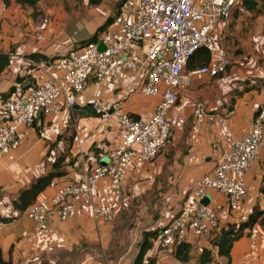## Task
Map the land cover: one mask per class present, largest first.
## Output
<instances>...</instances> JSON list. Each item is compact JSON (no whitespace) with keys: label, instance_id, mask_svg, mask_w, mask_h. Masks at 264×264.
Instances as JSON below:
<instances>
[{"label":"crops","instance_id":"obj_1","mask_svg":"<svg viewBox=\"0 0 264 264\" xmlns=\"http://www.w3.org/2000/svg\"><path fill=\"white\" fill-rule=\"evenodd\" d=\"M42 9L44 17L40 20L31 7L14 0L5 6L0 0V53L8 54L10 58L9 65L0 72V92H6L13 85L16 90L26 85L27 81L19 83L16 79L26 75L28 65L25 58L29 54L51 57L64 53L76 43L88 39L107 19L106 16H96L92 31L87 32V13L77 18L62 15L59 22L52 9ZM106 15L112 16L110 10ZM120 15L121 12L107 27L118 29ZM216 34L229 59L225 72L216 77L189 75L187 84L177 88V105L170 111L171 137L154 160L130 169L124 183V198L146 196V192L154 190V205L158 209L162 191L176 189L177 200L184 202L190 199L188 187L212 170L221 149L229 142L224 130L216 123H196L194 102L200 101L209 111L224 115L227 127L235 135L246 132L256 109L264 103V10L262 13L249 11L240 3L231 18L216 27ZM190 69L193 68H186V71ZM59 102L62 105L64 100ZM94 102L108 105L111 112H128L138 117L147 116L154 110L156 98L127 94L120 82L89 81L72 108L59 115L41 116L32 126L19 127L16 141L3 155L0 170V215L14 217L11 222L0 224L3 259L10 255L17 264H90L100 259L102 243L106 234H110L112 222L95 223L88 208L81 206L76 217L66 222L51 218L44 229L36 233L24 212L12 206V200L19 192L51 171L59 158L63 164L59 170L64 174L53 178L37 198L50 195L65 180L81 179L86 167L100 163L104 158L108 161L119 127L113 118L103 120L95 114L91 107ZM71 124L75 138L65 151L64 140L56 137L64 134ZM77 140L82 142L81 147L77 146ZM263 186L264 130L257 159L246 173L247 194L243 202L235 210H230L226 196L209 191L204 197L218 216L219 231L228 223L247 220L255 207L264 209ZM103 187L104 183L100 191L104 190ZM162 224L156 217L147 230L155 231ZM219 231L212 238L204 239L193 237L183 227L172 246L166 249H159L157 239L150 237L144 261L199 264L202 250L211 249ZM181 242L189 245L186 262L175 257V248ZM137 251L131 258L118 253L116 260L111 261L113 264H133ZM216 258L218 264H264V231L255 249H250L245 230L243 236L232 243L229 257L216 255Z\"/></svg>","mask_w":264,"mask_h":264},{"label":"built area","instance_id":"obj_2","mask_svg":"<svg viewBox=\"0 0 264 264\" xmlns=\"http://www.w3.org/2000/svg\"><path fill=\"white\" fill-rule=\"evenodd\" d=\"M240 1L137 0L121 16L118 29L106 27L95 40L71 47L51 60L25 58L26 87L0 99V170L18 128L72 108L89 81L120 82L127 94L137 91L157 98L154 110L138 117L111 112L106 104H92L101 119L113 118L119 127L108 162L86 167L81 179L65 180L50 195L36 198L24 211L34 232H41L51 218L66 222L76 217L81 206L88 208L95 223L112 221L130 169L154 160L171 137L170 111L177 105V88L187 84L189 75L216 77L225 72L229 59L216 27L231 18ZM99 43L103 50L98 49ZM200 48L208 51L209 62L186 71L188 60ZM193 107L196 123H216L229 144L221 149L212 170L188 187L189 200L179 202L176 189L163 193L158 209L163 223L156 237L159 249L171 247L183 227L195 238L210 239L219 231L218 216L203 203L204 197L209 191L222 194L229 209L235 210L246 197V173L257 159L262 141L264 103L240 135L229 130L224 115L209 111L200 101ZM76 144L81 147L82 142ZM102 183L104 190L100 191ZM246 232L250 249H255L261 226L255 223ZM99 257L90 264H113L104 252Z\"/></svg>","mask_w":264,"mask_h":264},{"label":"trees","instance_id":"obj_3","mask_svg":"<svg viewBox=\"0 0 264 264\" xmlns=\"http://www.w3.org/2000/svg\"><path fill=\"white\" fill-rule=\"evenodd\" d=\"M2 1L4 5L7 6L11 0H2ZM14 1L17 4L31 7L34 13L39 0H14ZM102 1L103 0H88V3L90 5L96 6L99 5ZM126 1L127 0H121L120 1L121 6ZM240 3L245 9L249 11L260 12L264 9V0H241ZM118 15L119 14H117V16ZM116 18L114 17V15L107 17L105 22L96 30L95 33H93L88 39L76 43L74 47H78L79 45H82L88 41L95 40L97 33L105 29L107 26L111 25ZM56 56L57 55L47 57L45 55H40L39 53H32L28 55V57L30 58L36 60L43 59L44 61L54 59ZM9 62H10L9 55L0 53V72L9 65ZM208 62H209L208 51L204 48H200L193 54V56L190 57V59L186 64V68H194L196 66L207 64ZM16 80L19 83H22L23 81H27V75L17 77ZM26 85L24 84V86H21L20 89H24ZM16 91H17L16 87L13 85L9 87V89L6 92H0V99H6L10 97L12 94H14ZM56 138L58 140L60 139L64 140L65 151H66L75 138V130L74 128L69 129L68 126L66 128L65 133L62 135H58ZM52 167L53 168L51 171L36 178L27 188L21 190L18 196L14 200H12V206L15 210L19 212H24L25 209L36 200L37 196L51 184L53 178L64 174L63 171L59 170L58 161H55ZM262 191L264 192V186L262 187ZM263 213H264V209H259L255 207L253 211L249 214L247 220L240 223H228L225 227L220 229L217 237L215 238V242L217 246V255L229 257V251L232 243L235 240L242 237L245 230H247L253 224L258 223L261 226L262 230L264 231V216H262ZM13 219L14 217L12 216L0 215V224L11 222ZM159 232H160V228L155 231L145 232L143 240L141 241L137 254L134 258L133 264H155V261L153 259H148L147 261H144V254L147 248L149 247V241H148L149 238L150 237L156 238L159 235ZM188 251H189V245L187 243L181 242L175 248V257L177 258V260L181 262H186L189 259ZM212 262H213V253L211 249H206V248L203 249L199 257V264H212ZM0 264H17V263H15L11 259L10 255L9 258L3 259L0 254Z\"/></svg>","mask_w":264,"mask_h":264},{"label":"rangeland","instance_id":"obj_4","mask_svg":"<svg viewBox=\"0 0 264 264\" xmlns=\"http://www.w3.org/2000/svg\"><path fill=\"white\" fill-rule=\"evenodd\" d=\"M120 1L121 0H103L99 5L93 6L88 3V0H39L35 8L36 11L34 13H36L35 15L39 16L37 18L41 20V18L44 17V10L42 8L46 7L52 9L53 16L59 17V19H57L59 20V22L62 21L60 18V16L62 15H67L71 18H77L81 14L87 13V15L89 16V23L87 24L85 31L91 32L92 28L95 25L94 18L96 16L101 18L104 16L108 17L106 13L110 10L111 15H114V17L116 18L117 14H120L121 12V15L117 19L118 22H120L121 16L128 10V8H131V5L133 3L136 2V0H127L126 5L123 4L121 6ZM263 10L256 13H262ZM33 18L34 20L36 19V17ZM100 32L101 31L97 33L96 37L100 35ZM130 93L142 95L137 91H131ZM72 128L73 125L71 124L69 126V129ZM57 161L59 168H61V166L63 165L61 163L62 159L59 158L57 159ZM102 162H106V159H102L101 163ZM159 190L162 191L161 189ZM168 190L169 189H167L166 191ZM166 191L162 192L164 193ZM155 193L156 192H154L153 190L146 192V196H144V194H141L139 196L137 195L129 199H126L124 197L122 198L121 205L116 211L115 216L111 221L113 225L110 229V234H106V237L102 243L103 252L110 260H116V255H118V253L124 254L126 258H131L134 253L138 250L140 243L143 240L145 232H148L147 228L153 223L155 218L158 217L159 208L157 209L155 207V201L153 199V194ZM216 247V242H212L211 251L215 250L214 252L212 251V264H218L216 258Z\"/></svg>","mask_w":264,"mask_h":264},{"label":"water","instance_id":"obj_5","mask_svg":"<svg viewBox=\"0 0 264 264\" xmlns=\"http://www.w3.org/2000/svg\"><path fill=\"white\" fill-rule=\"evenodd\" d=\"M103 48H104V47H103L102 43H99V44H98V49H99V50H103ZM107 162H108V161H106V162H102V163L100 162V164H101V165H106ZM203 203L206 204V201L203 200Z\"/></svg>","mask_w":264,"mask_h":264}]
</instances>
